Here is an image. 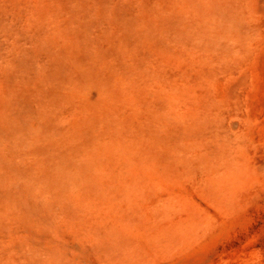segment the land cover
<instances>
[{"label": "rangeland", "instance_id": "374dc122", "mask_svg": "<svg viewBox=\"0 0 264 264\" xmlns=\"http://www.w3.org/2000/svg\"><path fill=\"white\" fill-rule=\"evenodd\" d=\"M0 264H264V0H0Z\"/></svg>", "mask_w": 264, "mask_h": 264}]
</instances>
